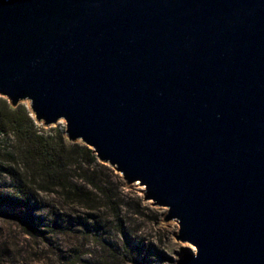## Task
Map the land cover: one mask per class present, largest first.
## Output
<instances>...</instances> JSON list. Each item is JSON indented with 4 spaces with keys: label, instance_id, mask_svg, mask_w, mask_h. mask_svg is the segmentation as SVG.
I'll return each mask as SVG.
<instances>
[{
    "label": "water",
    "instance_id": "water-1",
    "mask_svg": "<svg viewBox=\"0 0 264 264\" xmlns=\"http://www.w3.org/2000/svg\"><path fill=\"white\" fill-rule=\"evenodd\" d=\"M0 95L144 186L178 264H264V0H0Z\"/></svg>",
    "mask_w": 264,
    "mask_h": 264
},
{
    "label": "rangeland",
    "instance_id": "rangeland-1",
    "mask_svg": "<svg viewBox=\"0 0 264 264\" xmlns=\"http://www.w3.org/2000/svg\"><path fill=\"white\" fill-rule=\"evenodd\" d=\"M19 104L32 114L29 101ZM31 116L45 133L57 130L67 143L84 145L80 140L67 139L63 119L46 126ZM12 141L10 136H3L0 145L8 150ZM94 157L90 165L82 167L94 173L95 179L110 190L113 205L103 206L100 201L95 210L66 206L55 192L35 191L34 187L32 198L24 207L0 203V264H178L186 250L195 251L188 242L175 238L179 225L174 220H164L167 208L145 200L144 186L138 182L128 184L112 166L99 161L95 154ZM70 175L76 183H83L78 171H68L67 176ZM14 187L10 176L1 172L0 193L11 194ZM87 189L98 196L89 186ZM15 211L27 213V219H33L39 230L45 232L28 234L10 215ZM54 213L62 215L61 228L47 227L53 220L60 222ZM97 219L101 220L97 229L77 226L80 220L95 225Z\"/></svg>",
    "mask_w": 264,
    "mask_h": 264
},
{
    "label": "trees",
    "instance_id": "trees-1",
    "mask_svg": "<svg viewBox=\"0 0 264 264\" xmlns=\"http://www.w3.org/2000/svg\"><path fill=\"white\" fill-rule=\"evenodd\" d=\"M3 136H10L13 141L8 150L0 145V173L10 176L15 183V190L11 194L0 193L1 204L11 203L20 207L28 205L34 187L35 191L55 192L66 206L95 210L100 201H103V206L113 205L110 190L102 181L95 179L94 173L82 167L94 161L92 149L86 145L67 143L57 130L45 133L35 124L23 104L12 106L6 98L0 97V144ZM68 171H78L83 183L73 181V175L67 176ZM87 186L98 196H93ZM26 214L15 211L10 215L28 234L45 232L39 230L33 219H27ZM54 214L60 222L53 220L47 227L61 228L64 222L62 215ZM115 216H119L118 212ZM100 222L101 220L97 219L94 221L95 225H89L80 220L77 226L82 229H97Z\"/></svg>",
    "mask_w": 264,
    "mask_h": 264
}]
</instances>
